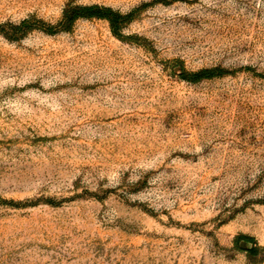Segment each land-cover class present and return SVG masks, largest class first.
<instances>
[{
    "label": "rangeland",
    "instance_id": "1",
    "mask_svg": "<svg viewBox=\"0 0 264 264\" xmlns=\"http://www.w3.org/2000/svg\"><path fill=\"white\" fill-rule=\"evenodd\" d=\"M67 5L134 20L61 31ZM241 237L264 248V0H0V264H264Z\"/></svg>",
    "mask_w": 264,
    "mask_h": 264
},
{
    "label": "trees",
    "instance_id": "2",
    "mask_svg": "<svg viewBox=\"0 0 264 264\" xmlns=\"http://www.w3.org/2000/svg\"><path fill=\"white\" fill-rule=\"evenodd\" d=\"M78 20H102L108 24L110 32L116 38L122 39L120 32L121 30L134 20L133 12L127 14H121L111 8L104 6H73L67 5L62 12V17L59 22L61 26V31H69L73 24ZM36 25H30L29 20H24L20 22L18 26H10L15 32H19L20 35H24L29 31L34 29H42V31L53 34L56 31L52 29L40 28L37 24H42V21L38 20L35 22ZM226 70L222 68H212V69H202L193 73H185L182 70L180 78L190 84H197L204 80H211L215 78H220L226 75ZM242 241L251 247L246 250V254L249 257H257L259 255H264V248L252 245L253 241L250 238H238L236 242Z\"/></svg>",
    "mask_w": 264,
    "mask_h": 264
},
{
    "label": "water",
    "instance_id": "3",
    "mask_svg": "<svg viewBox=\"0 0 264 264\" xmlns=\"http://www.w3.org/2000/svg\"><path fill=\"white\" fill-rule=\"evenodd\" d=\"M246 245H247V244L244 243V242H241V243H240V247H241V248H244Z\"/></svg>",
    "mask_w": 264,
    "mask_h": 264
}]
</instances>
